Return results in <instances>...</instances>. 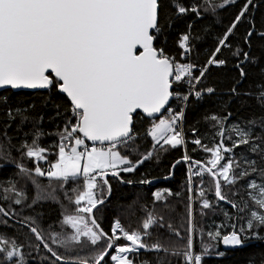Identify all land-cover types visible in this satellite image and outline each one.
Here are the masks:
<instances>
[{"label":"snow or ice","instance_id":"6c2138e0","mask_svg":"<svg viewBox=\"0 0 264 264\" xmlns=\"http://www.w3.org/2000/svg\"><path fill=\"white\" fill-rule=\"evenodd\" d=\"M226 6L235 12L225 23L219 11ZM258 7L257 0H0V169L13 165L14 175L36 189L29 197L17 180L0 182V225L13 221L30 233L23 242L0 234V264H29L41 250L47 264H137L140 250L157 254L155 264H169L170 256L178 264H205L210 250L225 255L216 251L220 243L264 241V14L258 21ZM221 72L230 75L222 81ZM203 101L215 109L203 117L211 132L198 135L190 125V139L188 111ZM250 101L259 116L241 121L236 112ZM49 108L54 131L43 128ZM45 136L50 144L41 143ZM142 138L151 141L145 151L136 143ZM189 143L210 157L193 159ZM179 148L184 154L163 179L183 162V189L151 191L135 228L116 218L106 231L97 213L112 195L110 179L151 187L158 177L150 173L136 180L121 174L159 164ZM48 200L60 213L45 228L40 205ZM173 201L184 206L179 226L172 222ZM197 205L201 219L222 213L226 222L198 228ZM249 264H264V253Z\"/></svg>","mask_w":264,"mask_h":264},{"label":"trees","instance_id":"16d2710c","mask_svg":"<svg viewBox=\"0 0 264 264\" xmlns=\"http://www.w3.org/2000/svg\"><path fill=\"white\" fill-rule=\"evenodd\" d=\"M257 3L259 7L256 10V18L259 21L260 16L264 14V3H260V0H257ZM234 12H235V8L226 6L222 11H219V15L222 18V20L226 23L228 19L231 18ZM255 44L256 41L254 38V46ZM228 75H230V73L221 72L219 73L218 78L223 81L226 79ZM25 92L30 93L31 91H25ZM35 99L37 104H39V97H35ZM249 104L251 106L246 105L243 108H240L238 112H236L235 107H233L231 110L236 112V115L241 118V121L251 118L253 112H255L257 116H259V108L256 107L254 101H250ZM214 110L215 109L213 108V105L210 102L203 101L199 105H196L195 107L191 108L188 111L187 120L186 123L184 124V130L188 138L190 139L192 138V133L189 131L190 125L197 127L198 135H203L206 132H211V129L206 125L203 117L206 114V112H211ZM52 115H53V111L49 108V110L46 112V118L43 124V128L45 129V131H54L55 129V124L49 122L47 119L48 116H52ZM139 126L140 125L138 121V127ZM147 127L148 124L144 123L142 125L141 131H143V129ZM52 139H53L52 137L45 136L42 138L41 143L50 144L52 142ZM136 143L139 146L138 149L139 151H145L151 146L150 138L138 139ZM202 143H210V141L202 140ZM194 147L196 146L189 143L188 154L192 156L193 159H201L206 161L210 157V153H205L203 152L202 149H197L196 151H192ZM183 154H184L183 148L172 150L162 156L159 164H157L155 160L150 162H145L143 167H141L138 172L122 173L121 175L126 179L136 180L139 178V174L141 172H144V173H150L151 176L158 177L157 180H162L163 177L167 175L169 167L174 162V160L178 159ZM13 155H16V153L13 152ZM3 163H4L3 161H0V164ZM221 163H224V161H221ZM41 164H43L45 168L47 167V164L45 162H41ZM28 166L32 167L33 165L29 163ZM187 168L188 166L183 162H181V164L177 165L176 168L173 170V176L171 177V179L158 183L151 187H147L146 185L145 186L123 185V184H119L114 179H110V182L112 183L113 186L112 195L105 203L103 213L102 214L97 213V216L99 217L100 222L102 223V227L106 231H110L111 223L113 222L114 219L118 218L126 228L129 226L135 228L137 226L138 219L142 216V209L140 205L150 202L151 191L165 187L172 189L173 192L182 190L187 175ZM16 171L17 170L13 165L11 164L5 165L2 169H0V182H5L10 178L17 180L18 181L17 186L24 187L29 197L35 196L36 195L35 187L31 184L30 181L26 182L23 178L15 176L14 173H16ZM39 180L42 185L48 184L47 178L40 177ZM209 182H210V177H208L207 174H205V186H207ZM72 186H73L72 184H68L66 185V189L71 188ZM225 191H227V189H225ZM57 195H59L61 199H63V195L59 190H57ZM209 195L211 196V193ZM137 196H139V200L137 203L133 204V201L137 199ZM63 202L66 205L68 203L67 201H63ZM0 203L3 202L0 201ZM173 203H175V213L173 214L172 222L174 226H179V224L183 222L184 206L183 204L176 203L175 201H173ZM221 204H223V202H221ZM129 205H132V208H129ZM68 207L71 208L72 206L68 205ZM196 207H197V214L195 215V220L197 222V227L198 228L204 227L205 232L207 231L208 227L212 225L213 220L217 224L226 222V218L223 216L222 213L216 216H211V215L205 216L203 217V219H201V217L198 214L199 206L197 205ZM224 208L230 212L233 213L235 212L234 209H231L230 205H224ZM40 211L44 213L42 225L46 228L48 224H54V222L58 219L60 208L57 204H55L51 200H48L41 202ZM227 222L230 223V221ZM212 227L214 230V226ZM227 230L230 229H225V231ZM0 234L14 236L18 239V242H23L26 236H30V233L27 232L26 228H22L20 225L15 224L13 221H9L8 227L0 225ZM164 236H168V234L164 233ZM203 238L205 241H207L206 234ZM155 239H156V233L154 232L152 240L154 241ZM170 239H175V237H170ZM200 239L201 237L199 235H196L194 237V243L196 245L197 250H200L199 249ZM216 251H223L225 255L223 257H217L215 255V252L210 250L211 254L204 257L205 264H249V260L253 257L254 254L258 258L261 253H264V241L253 239L250 241H246L242 247H238L226 251L222 250L220 244H218ZM61 254H63V250H61ZM85 254L86 251L80 253V255H85ZM46 255L47 253L44 252L43 250H41L39 255L33 253L35 259H29V264H47L46 261L42 260V257ZM156 255L157 254L153 252H145L144 250L142 251L140 250L137 259V264H139V261L141 260H149L152 262V264H155ZM168 260H169V264H178V258L170 256Z\"/></svg>","mask_w":264,"mask_h":264},{"label":"water","instance_id":"95a60500","mask_svg":"<svg viewBox=\"0 0 264 264\" xmlns=\"http://www.w3.org/2000/svg\"><path fill=\"white\" fill-rule=\"evenodd\" d=\"M0 91H2V90H0ZM23 91H32V90H23ZM141 115H143V114H141ZM171 177H172V176H171ZM171 177H169V179H171ZM169 179H167V180H169ZM167 180H165V179H162V180H155V181H153V185H152V186H154V185H156V184H158V183H161V182L167 181ZM147 187H149V186H147ZM108 199H109V198H108ZM106 202H107V201H106ZM220 246H221L222 250H224V251H226V250H230V249H234V248H238V247H242V246H238V247L225 246V245H223L222 243H220Z\"/></svg>","mask_w":264,"mask_h":264},{"label":"rangeland","instance_id":"374dc122","mask_svg":"<svg viewBox=\"0 0 264 264\" xmlns=\"http://www.w3.org/2000/svg\"><path fill=\"white\" fill-rule=\"evenodd\" d=\"M43 178H46V177H43Z\"/></svg>","mask_w":264,"mask_h":264},{"label":"bare ground","instance_id":"6f19581e","mask_svg":"<svg viewBox=\"0 0 264 264\" xmlns=\"http://www.w3.org/2000/svg\"><path fill=\"white\" fill-rule=\"evenodd\" d=\"M142 251V250H141Z\"/></svg>","mask_w":264,"mask_h":264}]
</instances>
